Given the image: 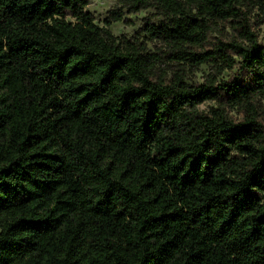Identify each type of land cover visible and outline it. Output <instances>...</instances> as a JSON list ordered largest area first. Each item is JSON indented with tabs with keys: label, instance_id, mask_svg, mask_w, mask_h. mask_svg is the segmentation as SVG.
<instances>
[{
	"label": "trees",
	"instance_id": "trees-1",
	"mask_svg": "<svg viewBox=\"0 0 264 264\" xmlns=\"http://www.w3.org/2000/svg\"><path fill=\"white\" fill-rule=\"evenodd\" d=\"M87 5L0 0V264H264V0Z\"/></svg>",
	"mask_w": 264,
	"mask_h": 264
},
{
	"label": "rangeland",
	"instance_id": "rangeland-1",
	"mask_svg": "<svg viewBox=\"0 0 264 264\" xmlns=\"http://www.w3.org/2000/svg\"><path fill=\"white\" fill-rule=\"evenodd\" d=\"M117 0H88L87 9L93 14L95 17L96 23L99 25H104L103 19L108 16V13L111 9L116 8ZM146 18L151 19L154 23H159L162 19V16L157 15L155 13V9L150 7L147 9L139 10L136 12H129L126 9L123 11V21H116L113 22L112 25L109 27L111 32L115 35H139V40L144 42L146 46V51L153 53V52H160V49H163V45L153 39H148L143 36V32H141V27L143 22ZM218 31L212 33V39L219 34L230 36L231 30L226 26L223 28L222 26L218 27ZM258 41L260 43H264V23H259L256 26ZM160 70H156L155 74L159 75L162 70L165 69L167 76L171 75L170 69L163 64L158 66ZM185 81L187 83H203L206 79L207 74L212 72V69L209 64H202L199 67H185ZM233 70H224L222 74L217 77L218 81L227 80L233 73ZM210 106H215L213 101H204L198 106L200 111H207ZM229 114L232 115L234 118L239 119L241 116L240 112H237L235 109L229 111Z\"/></svg>",
	"mask_w": 264,
	"mask_h": 264
}]
</instances>
